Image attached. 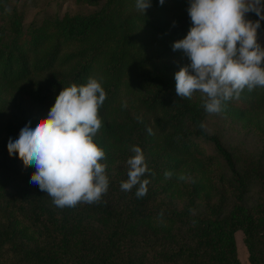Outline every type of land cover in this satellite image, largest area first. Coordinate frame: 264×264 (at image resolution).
I'll list each match as a JSON object with an SVG mask.
<instances>
[{"label":"trees","instance_id":"obj_1","mask_svg":"<svg viewBox=\"0 0 264 264\" xmlns=\"http://www.w3.org/2000/svg\"><path fill=\"white\" fill-rule=\"evenodd\" d=\"M74 1L95 8L24 25L22 13L0 0V190L10 193L0 194V264H241L237 231L248 263L264 264V172L254 174L259 200L248 207L250 178L208 132L200 93L176 95L174 74L190 61L172 45L191 26L189 0H152L145 14L135 0ZM263 32L261 21L259 40ZM89 77L107 93L93 139L105 152L109 186L99 202L59 208L30 184L34 167L10 156L7 143L48 115L63 86ZM221 112L252 126L264 146V87L245 88ZM133 145L148 167L140 198L136 187L120 186ZM151 218L164 224L151 226Z\"/></svg>","mask_w":264,"mask_h":264},{"label":"clouds","instance_id":"obj_2","mask_svg":"<svg viewBox=\"0 0 264 264\" xmlns=\"http://www.w3.org/2000/svg\"><path fill=\"white\" fill-rule=\"evenodd\" d=\"M151 6L152 0H135L144 14ZM187 13L191 26L172 45L190 61L174 74L178 97L190 99L198 92L205 111L219 114L245 88L264 87V45L258 38L264 0H189ZM249 13L258 19H249ZM106 97L95 77L63 86L46 117L35 125L29 121L14 141L9 138V155L18 154L25 167H34L30 184L46 192L56 207L99 202L108 190L106 165L100 163L105 152L93 139L102 127L98 112ZM147 131L152 134L151 128ZM130 152L127 179L120 186L123 191L136 187L140 198L147 193L149 181L143 177L148 167L140 146H131ZM164 175L170 178L172 173Z\"/></svg>","mask_w":264,"mask_h":264},{"label":"rangeland","instance_id":"obj_3","mask_svg":"<svg viewBox=\"0 0 264 264\" xmlns=\"http://www.w3.org/2000/svg\"><path fill=\"white\" fill-rule=\"evenodd\" d=\"M8 6L19 11L23 15L24 25L30 22H40L42 19L61 17L64 13H88L95 8L88 4H80L74 0H9ZM264 45V33L260 39ZM39 110L33 109L32 116H36ZM205 126L210 133H217L224 145L233 153L238 167L250 178L249 191L246 194L244 204L254 208L259 200V183L254 177L255 172H264V146L260 137L252 126L243 120L219 114H208L205 118ZM212 151V150H211ZM0 194L9 197L8 191L0 190ZM229 209L232 199L228 202ZM174 205L181 208L183 201L174 200ZM194 213L202 216L205 213L203 203L197 202ZM151 226H160L164 222L160 218H151L148 222ZM237 256L241 264H249L247 249L243 243L241 231L235 233ZM147 264H157L149 261Z\"/></svg>","mask_w":264,"mask_h":264},{"label":"crops","instance_id":"obj_4","mask_svg":"<svg viewBox=\"0 0 264 264\" xmlns=\"http://www.w3.org/2000/svg\"><path fill=\"white\" fill-rule=\"evenodd\" d=\"M264 33V32H263ZM263 33L261 34V36L263 35ZM260 39H261V37H260Z\"/></svg>","mask_w":264,"mask_h":264}]
</instances>
